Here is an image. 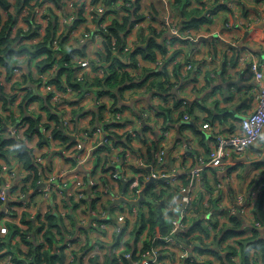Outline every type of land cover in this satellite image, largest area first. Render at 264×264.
Here are the masks:
<instances>
[{
  "label": "built area",
  "instance_id": "built-area-1",
  "mask_svg": "<svg viewBox=\"0 0 264 264\" xmlns=\"http://www.w3.org/2000/svg\"><path fill=\"white\" fill-rule=\"evenodd\" d=\"M10 1L12 6L3 9V14L5 17H8L9 13L18 16L14 31L20 27L28 30L29 22L26 17L31 14L36 17L37 22L40 24V34L34 38V41L45 34L49 21L47 11L52 8L58 14L60 20L59 31L54 39L56 49L61 50V33L66 34V30L61 29L64 25L69 26V29L71 28L70 34L73 33V36L80 34V39L76 40L79 43L77 47L86 46L92 38L100 39V49L104 47V37L98 30L97 17L102 15L106 8L109 9L106 0H62L60 6L54 0H40V2L32 0L19 13L16 12L15 0ZM109 1L114 8L119 10V14H107L104 22L100 24L103 27H106L115 15L121 17L124 7L132 5L135 0ZM193 1L195 4L194 2L192 4L199 5L197 0ZM242 1L253 5L251 10L255 14L246 23L247 26H255L263 18V16L257 15L260 5L255 0H223L221 2L223 5L230 3L232 6H237L239 11L244 12L245 4ZM164 2L167 4L169 0H164ZM140 4L141 8L138 12L143 14L144 18L137 21L129 33L127 44L124 47L126 53L132 51L138 45L141 47L146 45L144 38L155 36L164 29L166 33L159 36V40L165 39L168 47L173 44L172 38L174 37L184 40L189 38L193 40L191 42H199L202 30L209 27L205 25L215 20L219 9L215 6L217 4L215 0H207L205 13L211 17V21L198 27L183 29L182 20L176 21L170 17L167 18L166 22H160V26L156 24V27L152 26L155 23L153 11L150 7L143 5L141 0ZM79 10L83 11L85 21L80 23L79 26L72 27V22L79 17ZM87 24L91 25L90 30H86ZM227 26L230 27L231 25L228 24ZM81 27L85 29H81ZM139 28L140 30H149L150 35L143 38L139 31V36L131 39L133 32ZM99 50L92 57L88 52L87 55L73 54L70 61L75 66L74 76L77 80L82 81L86 76H90L87 71H93L94 65L98 66V74L102 76L107 74L103 66V60L98 55ZM63 53L62 51L58 52V61L54 66L36 74L34 71V75L36 80L41 81V90L45 94L51 95V103L59 109L66 132L70 134L74 143L72 145L65 144L63 147L57 146V149L53 143H61L62 141L59 138L54 139L51 133L56 124L49 119L48 114L38 110L36 103L30 106V110L35 108L36 111L44 114V120L38 125V133L35 137L40 138L39 132H41L43 137H46L47 144L41 146L39 140L34 147H29L35 163L34 168L26 167L25 162L21 159H16L18 166L14 163L15 159L0 158V264H21V261H30L29 258H33L32 255L28 254L31 249L41 248V250H46L50 248L49 240L46 237V231L50 224L48 213H57L65 220L64 226L66 228L62 234H57L58 241L50 248L52 253L62 256L64 259L58 260L56 264H95L96 259L101 255V250H104V245L110 246L111 258H117L115 264H125L126 261L132 264H225L223 259L218 258L212 252H200L194 249V244L184 241L181 236L187 234L190 223L199 214L200 210L196 204L197 198L200 203L202 201L205 208L217 209L221 213L220 217L224 216L227 223L231 224L232 215L240 214L243 219L248 217L251 207H253L252 201L264 195V180H260V183L250 193L243 191L229 200L225 199L226 196H224L225 198L222 201L219 192L225 187V179L217 181L211 190L205 189L201 185L204 172H208L210 168H217L220 171L226 170L227 166L233 162L235 154L245 153L250 147L255 146L256 144L252 141L254 139L258 140L260 134L264 133V69L258 56L255 55L251 60L248 72V75L254 80L250 88L254 91V107L245 116H237L242 119L232 123L235 125L234 128L230 124V127L226 130L224 123L221 124L218 120L213 121L207 118L209 115L195 116L196 114L187 109L189 102H191L189 98H183L181 106L174 110V115L183 112L184 121L192 122L196 120L208 132L204 140H209V145L205 143L207 145L205 147L204 143L202 144L199 140L205 151L201 154L198 153V161L195 165L192 164L190 167L180 168L179 170H163L159 164L163 163L167 151L162 144L163 142H161L152 148V151L147 150V155L139 153L136 157H130L133 159L130 162L132 163L130 164L132 171L126 172L124 164L129 163L128 155L122 156L116 148L113 149L115 152L110 160L97 161L104 152L108 153L109 151L102 147L118 141L119 138L129 141V137L131 139L141 137V133L134 127H128L125 124L117 127L111 125L112 123H119L125 111H114L112 109L113 102H109V100L102 102L100 100L102 98L97 99V105H106L102 121L92 123L93 115L90 112L75 116L74 110L76 109L72 105L77 106V104L71 103V96L75 93L74 88L65 83L64 88L60 89L52 81L53 77L59 72V61ZM138 59L139 67L137 69L130 67V69L140 76L144 67L141 58L138 57ZM247 59H249V55H239L240 65L245 66ZM18 60L17 65L13 68L11 78L8 76L6 67L0 63V85L4 88L7 87L6 89H10L9 86L13 88L14 83L22 80L29 69L35 68L36 60L32 59L29 53L20 54ZM201 61L203 64L197 66L198 74L211 71L210 75L215 76V68L221 64V57L215 51L210 50ZM186 65L188 70L193 69L194 64L192 62L186 63ZM65 78V74H63V79ZM247 90L249 92V89ZM88 93L89 91H85L83 97H87ZM2 101L3 97L0 96V108L3 111L0 114L2 118H6L4 121L0 120V134L25 138V132L29 124L23 122L20 118V100L17 99L8 108L2 107ZM173 104L174 102H171L168 106L173 107ZM15 112H19V114L17 115ZM83 112L86 111L83 110ZM157 112V108L144 109L140 119L148 122L149 119L153 118L161 124L159 125L160 132L167 137L170 133L169 129L162 127ZM89 116H91L90 119H84ZM13 117L17 118L16 122L13 121ZM9 120H12V122H9ZM47 123L52 125L49 127ZM107 124L109 126H106ZM113 128H119L123 132L119 138L113 134ZM2 129L4 130L2 131ZM213 136H215V140L212 139ZM48 139L50 143H48ZM56 154L70 164L71 169H65L62 173H53L52 169L48 168L50 165L47 164V161L52 158V155ZM93 159L95 160V169L92 164ZM136 167L146 168L147 171L136 170ZM231 172L232 170L228 174L226 172L227 181L233 180ZM67 175L68 178L66 179ZM151 177L156 178L153 182L164 177L162 179L164 183L155 187V192L158 193L161 188H169L163 213L170 224V230L168 232H157L154 235H149L145 230L136 240L130 232L140 211L142 209L148 210V206L144 204V201L147 200L145 187L149 185L147 182ZM184 177L186 181H184ZM123 184L125 185V191H123ZM144 189L145 200H141L136 204L124 200L121 202L131 204L129 209L123 208L112 212V208L116 205L109 208L108 203L122 195L127 200H139ZM201 190H203V195L199 197ZM150 197L153 202L158 200L156 196L150 195ZM218 202L219 207H212L213 203L218 204ZM194 205L196 208L195 214H193ZM70 214L73 215L72 218L69 217ZM205 218L207 220L206 225L210 229L209 237L205 240L212 242L217 232L225 226L220 222V218H218L219 225L217 227L209 222L212 219L207 218V216ZM11 219H13L12 222ZM10 224L17 225L18 230L13 232L14 230L11 229ZM243 224L245 236L251 235L255 227H263L262 222L257 219L256 212L254 222L248 224L244 222ZM124 229L125 233L122 240L119 243L116 242L118 235H121ZM127 240L130 243H135L136 247L130 250L126 245ZM237 240V237L227 239L239 248ZM106 242H109V244H106ZM3 244L6 245L2 246ZM9 246L14 251L21 249L22 252L19 254L15 252L18 255V257H15L13 253L8 251ZM237 254L233 257L235 264H242V254H240V251ZM249 256L253 264H264L262 256L256 255L255 248L250 250ZM255 259H258V261L256 262Z\"/></svg>",
  "mask_w": 264,
  "mask_h": 264
},
{
  "label": "trees",
  "instance_id": "trees-1",
  "mask_svg": "<svg viewBox=\"0 0 264 264\" xmlns=\"http://www.w3.org/2000/svg\"><path fill=\"white\" fill-rule=\"evenodd\" d=\"M32 0H15V8L16 12L19 13L21 9L29 5ZM39 1L40 0H36ZM59 6L61 5L62 0H54ZM106 5L109 7L106 8L105 12L102 15H98V30L104 37V47L99 50L98 55L103 60V66L107 71L106 75L98 74V66H93V76H86L84 80L79 81L74 76L75 66L70 61L73 54L78 55H87L86 46L82 47H66L65 44L67 39H69V33L71 28L67 26L69 29L68 34L61 33L60 45L61 50L56 49L54 46V39L56 38L59 27L60 20L58 14L50 8L47 11V15L49 16V21L46 26V32L42 35L40 39L34 41L40 34V24L37 22L36 17L31 14L28 15L27 21L29 22L28 30L23 29L22 27L18 28L14 31V25L17 22L18 16L12 13H9L8 17H5L3 14V9H8L12 6V2L10 0H0V63L4 65L7 69V73L9 78L12 77L13 68L17 65L18 56L23 53H29L32 56V59L36 60L35 68L29 69L27 73L24 74L23 79L16 81L13 85L12 92L4 89V86L0 85V96L3 97L2 107L8 108L11 104H14L17 99H19V107H20V118L23 122H27L29 124L28 129L25 132V138L16 137V136H4L0 134V158L10 160L11 155L17 156L19 159L25 162L26 167L34 168L35 163L33 160V155L31 151L28 149V145L26 143L27 139H33L34 135L38 133V125L41 122V115L34 113L30 110V106L33 103H39L40 108L44 109L48 112V116L50 120H53L56 124L54 128H52V136L54 139H61L63 144L72 145L74 141L69 133L66 132L65 126L62 121V117L60 111L57 107H54L51 103V95L45 94L40 88V80H36L35 74L38 72L45 71L50 67L54 66V64L58 61V52H64L61 60L59 61V72L52 79L59 88H64L65 83L71 85L75 92L76 96H82L85 91L93 92L94 95L98 98H111L114 101L113 110H121L126 111L127 109H131L130 104H127L124 100L125 91L127 89L142 87L147 82L150 81V90L152 95L159 94L162 98L168 99L170 95H172V90L175 87V84L172 83L168 78L165 71L166 66L169 64V60H164L162 70L158 73H155L153 69H151V73H148L149 69L144 68L142 74L139 76L132 72L130 67L137 69L139 67V56H142L146 60H151L157 62L159 54H167L170 50V47L167 46L166 40H159V36L166 33V30H162L157 33L155 36L150 38H144V41L147 43V47L143 48L140 45L136 46L132 51L126 53L124 51V47L127 44V37L131 32L133 26L137 21L144 18L143 14H139V9L141 8L140 0L133 1L132 5L124 7L123 15L120 17L119 15H115L112 21L106 26L103 27L100 24L104 22L106 19V15L110 13L119 14V10L113 7L111 2H108ZM177 3H181L182 0H175ZM199 2L198 6H193L191 9H185V20H182V28L183 29H191L194 27L201 26L202 24L211 21V17L206 15L205 7L207 6V0H197ZM223 0H215L217 4ZM230 1V0H229ZM257 3L263 0H255ZM193 0H188V3H192ZM243 2V1H242ZM245 4L244 13L247 15L249 13L250 8H253L252 4ZM216 7L223 6L221 2ZM79 17L76 18L72 22V27L79 26L80 23L85 21V17L83 15V11L79 10ZM173 44L176 42V38H172ZM182 53V52H181ZM180 50H175L173 52L172 58H177L180 54ZM128 61V62H127ZM68 62V63H66ZM226 63V60H225ZM183 64H178L175 68L182 69ZM160 67V68H161ZM37 69V70H36ZM63 74H65V79H63ZM197 76V75H196ZM196 76H193L194 78ZM152 78V79H151ZM208 80H212V77L209 76ZM79 101V100H78ZM72 104L77 103L76 101H71ZM183 103V99H175L173 107H164L161 106L160 109L162 112H157V115H163L164 122L163 127L168 128L175 123H180L181 129H195L200 132L198 128V123L196 120L192 122H183L184 114L180 112L178 115H174V110L181 106ZM220 101L217 100L215 111H212L207 118L212 119L213 121H220L221 124L224 122L232 121L238 122L242 118L234 116L233 113L227 112L226 109L220 108ZM197 104L200 105L201 108L208 110V106L206 102L197 101ZM248 104H244L243 107ZM189 104L187 109L193 111L192 106ZM106 108V105H97V107L92 110H87L85 113V106H78V109L74 110L75 116H79L78 114L85 115L88 112H91L93 115L92 123H96V121L103 120V112ZM224 113V115H222ZM3 119L0 114V120ZM14 122L17 121L16 117L12 118ZM231 124V127L234 128V124ZM52 124L47 123V126H51ZM113 126H121V123H112ZM106 126H109L107 124ZM115 129V128H113ZM4 129H2L3 131ZM41 135L40 145H46V141L43 139V135ZM117 133V132H115ZM205 135L202 138V143L205 144L204 140ZM50 139V137L48 136ZM48 139V143L50 140ZM131 138L129 137V140ZM212 139H216L213 136ZM152 151L151 148H149ZM262 163L257 162V165L260 166ZM136 170L147 171L146 168L136 167ZM186 181V178H183ZM164 183L162 179H158L156 182H152L147 185L146 195L147 200L144 201V204L148 206V210L142 209L137 216L136 220L133 223V228L131 230V236H133L136 240L139 239L140 235L147 230L149 235H154L157 232H168L170 230V224L164 216L163 209L165 206V201L167 194L169 192V188H161L159 192H155V187L161 186ZM201 183L204 187L209 188L208 177L206 172L203 173L201 178ZM150 195L158 197V200L153 202ZM200 201V200H199ZM217 204L213 203L212 207H216ZM212 208H209L210 211ZM114 211V207L112 212ZM203 211L199 213V215L194 218V221L190 223L188 232L186 235L181 236L184 241L188 243L194 244V249L200 252H212L218 258H221L225 261V264H235L234 256L238 255L237 252L240 251L242 254V264H253L252 260L249 256V252L252 248L256 249V255L262 256L264 260V195L260 197V202L258 205V213L257 219L260 220L263 224V227H255L254 231L251 235L245 236V230L242 228L244 223V219L242 216L235 214L231 216V224L226 225L224 228H221L219 232H217L214 240L212 242H207L205 238L209 237L210 229L208 225L204 224L205 216L207 213ZM204 213V215H203ZM50 224L49 228L46 231V237L49 240L50 248L58 241L57 234H62L64 229L66 228L65 220L62 216L57 213H48L47 214ZM70 218L73 217L72 214L69 215ZM202 217V223H194ZM129 225V224H128ZM215 227L219 225V219L213 223ZM11 229L15 231L18 230V226L15 224H10ZM56 229V230H55ZM66 232V230H65ZM124 232L121 235H118L116 242H120L123 238ZM237 237L239 248L236 245H233L232 242L225 244V241L228 238ZM3 244L2 246H5ZM127 247L131 250V248H135V243H130L129 240L126 242ZM47 248L46 250H41L38 248L36 250L31 249L28 253L32 255L33 258H29L30 261H21V264H56L58 260L63 259L62 256L57 255L56 253H52V250ZM14 254L15 257H18L16 253H21L22 250L14 251L9 246V250ZM28 258V257H27ZM64 260V259H63ZM257 262V259H255ZM99 259L97 258L95 264L98 263ZM117 262V258H111L109 256L108 264H115ZM125 264H132L129 261H126Z\"/></svg>",
  "mask_w": 264,
  "mask_h": 264
},
{
  "label": "crops",
  "instance_id": "crops-1",
  "mask_svg": "<svg viewBox=\"0 0 264 264\" xmlns=\"http://www.w3.org/2000/svg\"><path fill=\"white\" fill-rule=\"evenodd\" d=\"M108 2L110 1L108 0ZM141 2L143 5L150 7L153 11L155 23L152 24V26L155 27L156 25L160 26V22H166L168 17L176 21L183 20V18H186L184 12L185 9L189 10L195 6L194 1V4H183L182 2L177 3L175 0H169L167 4L164 0H141ZM259 5L257 15L263 16V18L261 21L257 22V25L255 24V26H247L246 23L249 18L253 17L255 14L251 8L248 9L249 13L246 15L243 11H239L237 6H232L228 3L220 6L215 20L210 24L205 25L209 27L202 30L199 42H191L193 40L189 38H187L188 40H184L175 37L176 42L170 46L169 52L165 55L159 54L157 62L146 60L142 56H139L143 67L149 69L148 73H151V69H153L155 73H158L162 70L161 66L163 65V61L167 59L169 60L166 70L163 71L166 72L167 78L175 84V87L172 90V95H170L168 99L162 98L159 94L152 95L150 90V81L142 87L127 89L125 91L124 100L127 104H130L131 109H127L123 112L122 119L119 123L125 124L128 127H134L139 131V133H141V137H135L129 141L119 138L120 134L123 132H121L119 128H115L113 130V134L117 135L119 140L103 146V149H107L109 151L108 153L104 152L102 157H99L97 161L100 162L103 159L110 160L115 152L113 149L116 148L117 152H119L122 156L128 155L127 157L129 158V163L124 164V168L126 172H130L132 171V169H130V164L132 163L130 162L133 160L130 157H136L139 153L147 155V150H149V148L152 149L156 145L163 142L162 144L167 151L163 163L159 164L163 170H179L180 168L190 167L192 164L195 165L198 161V153L201 154L205 151V149L200 145L199 140H202L204 135H208V132L201 127V124L198 123V128L200 130V132H198L195 129H181L179 125L180 123H175L174 125L168 127L170 133L166 137L160 132L161 128L159 125L161 124L157 123L153 118L149 119L148 122L144 120L141 121L140 116L142 114V110L153 108L160 109L161 106L169 107L168 105H170L171 102H174L175 99L189 98L191 101L189 104L193 108V111L191 112L196 114L195 116H208L212 111L216 113V105L213 106L209 103L207 100L209 96L207 95L218 89L220 94L217 99L220 101L219 104L221 109H226L227 112L233 113L234 116L239 117H243L250 112V110L254 107L255 99L254 91L253 89H250L254 80L248 75V72L249 64L255 55L258 56L264 69V0L259 2ZM228 24L231 26L228 27ZM90 28L91 25L87 24L86 30H90ZM61 29L64 31L66 30L65 33L68 34L69 29H67L66 25H64ZM81 29L85 28L81 27ZM139 31L143 38L150 35L149 30H140L139 28L133 32L131 39L138 37ZM68 36L70 38V33ZM75 37L79 40L80 34L75 35ZM142 37H140V39H142ZM78 45L79 43L77 42V46ZM86 46L88 54L91 57L95 56L97 51L100 49L101 40L98 38H92ZM175 50H180V53H182L177 58L175 57L173 59L172 56ZM210 50L215 51L221 57V64L215 68L216 75L211 76V71H208L210 69H208V72L206 73L198 74L197 66L202 63L201 60ZM241 54L249 55V59L246 60L245 66L240 65L239 55ZM189 62L194 64L193 69L191 70L187 69L186 63ZM180 63L183 64L182 69L175 68ZM87 73H90V76H93L94 74L93 71H87ZM193 76L196 77L194 78ZM209 76L212 77L211 81L208 80ZM4 89L7 90L6 88ZM247 89H249V92ZM83 98L85 99L83 100ZM83 98L82 96H76L75 92L71 96V101H76L77 103L75 104H77V106H72H74V108L78 106H85V111L92 110L97 107V97L93 92H89L87 97ZM100 100L102 102L109 100V102H113L114 104V101L111 98L104 97ZM197 101L202 103L206 102L209 109L205 110L201 108L200 105L197 104ZM244 104L248 105L243 107ZM36 105L39 109V103H36ZM31 110L34 113L36 112L35 108ZM0 112H3L1 108ZM159 112L162 111L159 110L158 113ZM15 113L17 115L19 114V112ZM90 114L92 115L91 112ZM222 115H224V113ZM90 117L91 116L85 117L84 119H90ZM158 117L163 127L164 117L163 115H159ZM4 120H6V118L2 119V121ZM9 122H12V120H9ZM230 123H232V121H228L227 123L224 122L226 130L230 127ZM34 137L33 139L26 140L28 149L29 147H34L42 138L41 135L40 138ZM43 139L44 141L47 140L46 137H43ZM204 142L209 145V140L205 139ZM53 144L55 147H63L65 145L62 142H56V144ZM207 145L204 144L205 147ZM14 159V163L18 165L16 159L19 158L15 155H11L10 160ZM257 162L262 164L258 166ZM94 163L95 160L93 159L92 164L95 169L96 166H94ZM47 164L50 165L48 168L52 169L53 173H62L65 169H71V165L57 154L54 156L52 155V158L48 159ZM149 169L151 168L149 167ZM231 170L233 180L227 181V174ZM206 174L208 177L209 188H204L208 190H211L217 181L225 179V187L219 192V194L221 193V201L225 198L224 196H226L225 199L229 200L243 191L250 193L251 190L257 186L258 183H260V180H264V145H255L250 147L245 153L235 154L233 162L227 166L226 170L220 171L217 168H210ZM67 178L68 175L66 176V179ZM122 186L124 187L125 185L123 184ZM256 200L258 201L257 208L251 209L250 215L244 218L245 224L254 222L255 212L256 214L258 213L260 198L252 201L253 207L255 206L254 202ZM111 202L112 201L108 203V206ZM199 203L200 201L197 198L196 204L199 207V213H201L203 211L202 201L200 204ZM217 207H219V202ZM214 214H218L220 222L224 224L223 226L228 225L224 216L220 217L221 213L218 212V210L215 213L209 211L206 216L207 218L212 219ZM196 223H202V219L201 222ZM242 228H244V224L242 225ZM227 243H229V241L226 240L225 244ZM106 244H109V242H106ZM109 249V245H104V250H101V255L98 257V263L108 264L107 262L109 260V256L111 257Z\"/></svg>",
  "mask_w": 264,
  "mask_h": 264
},
{
  "label": "rangeland",
  "instance_id": "rangeland-1",
  "mask_svg": "<svg viewBox=\"0 0 264 264\" xmlns=\"http://www.w3.org/2000/svg\"><path fill=\"white\" fill-rule=\"evenodd\" d=\"M182 3L183 4H187L188 3V0H182ZM73 34V33H72ZM72 34H70V38L69 39H67V42H66V44H65V46L66 47H68V46H71V47H77V39H76V37L75 36H73ZM7 88V87H6ZM9 88L10 89H7V90H9L10 92H12V86H9ZM77 94V93H76ZM220 94V91L217 89V90H215V91H212V92H210L207 96H209V98L207 99L208 101H209V103L211 104V105H216V103H217V97H218V95ZM82 98H83V95H82ZM85 98H83V100H84ZM75 109H78V107H75ZM39 111H43V112H45V114H48V112L46 111V110H44V109H41L40 107H39V109H38ZM39 111H36L35 113H37V114H40L41 115V120H44V114H42L41 112H39ZM256 146H257V144H256ZM259 146V145H258ZM203 195V190H201L200 191V194H199V197L200 196H202ZM201 199H202V197H201ZM257 203H258V201L256 200L255 202H254V207H251V209H256L257 208ZM203 206V205H202ZM123 208H125V209H129L130 208V204L129 203H121V204H116V206L114 207V210L115 211H118V210H120V209H123ZM195 210H196V208H195V205H194V212H193V214H195L196 212H195ZM202 210L203 211H206V212H204V213H207L208 212V208H205L204 206H203V208H202ZM202 211V212H203ZM217 211V209L215 210V211H213V209H211L210 210V212H216ZM218 214H214L213 215V217H212V220H209V222H212V223H214L215 221H217V219H218ZM13 221V219H11V222ZM206 223H207V220H205L204 221V224L206 225Z\"/></svg>",
  "mask_w": 264,
  "mask_h": 264
},
{
  "label": "water",
  "instance_id": "water-1",
  "mask_svg": "<svg viewBox=\"0 0 264 264\" xmlns=\"http://www.w3.org/2000/svg\"><path fill=\"white\" fill-rule=\"evenodd\" d=\"M143 48H146L147 47V44L146 45H143L142 46ZM155 177H151V179L147 182V184H150L151 182H153V181H155ZM162 179H164V177L162 178ZM123 191H125V186H124V188H123ZM144 191H145V189L142 191V195H141V197L139 198V200H127V198L124 196V195H122V196H120L119 198H116L115 200H113L111 203H110V205H109V208H112L114 205H116V204H120L123 200L124 201H128V202H130V203H138L139 201H141V200H145V194H144ZM238 215H240V214H238ZM196 222H201V219H199V220H197ZM195 222V223H196ZM194 223V224H195Z\"/></svg>",
  "mask_w": 264,
  "mask_h": 264
},
{
  "label": "clouds",
  "instance_id": "clouds-1",
  "mask_svg": "<svg viewBox=\"0 0 264 264\" xmlns=\"http://www.w3.org/2000/svg\"><path fill=\"white\" fill-rule=\"evenodd\" d=\"M252 142L257 145H264V133L260 134V138L258 140L254 139Z\"/></svg>",
  "mask_w": 264,
  "mask_h": 264
}]
</instances>
